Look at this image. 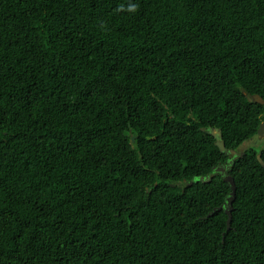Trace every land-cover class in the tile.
Wrapping results in <instances>:
<instances>
[{
	"label": "trees",
	"instance_id": "trees-1",
	"mask_svg": "<svg viewBox=\"0 0 264 264\" xmlns=\"http://www.w3.org/2000/svg\"><path fill=\"white\" fill-rule=\"evenodd\" d=\"M262 122L264 0H0V264H264Z\"/></svg>",
	"mask_w": 264,
	"mask_h": 264
},
{
	"label": "water",
	"instance_id": "water-1",
	"mask_svg": "<svg viewBox=\"0 0 264 264\" xmlns=\"http://www.w3.org/2000/svg\"><path fill=\"white\" fill-rule=\"evenodd\" d=\"M253 100L256 101L257 103L263 104L261 99L258 97L253 98ZM210 134L215 139V147L219 150L220 153L228 154L230 156H235V154H236L235 151H233V150L227 151L226 150L224 142H223L221 134H220V131L218 129H214V130L210 131ZM263 136H264V122H262L260 124L255 136L252 138V141L257 142V141L261 140L263 138ZM257 160L260 163V165L264 168V163L262 162L260 156H257ZM231 164H232V161H229V165H231ZM229 165L226 168L218 167L215 170L216 172H219L222 175L223 181L226 184H228V186L230 187V190H231V192H230V194L227 197L226 202H225V206H226L225 213L228 216V221H227L228 226L230 223V206H231V203H232L234 196H235V184L233 182V179L226 174V169H228Z\"/></svg>",
	"mask_w": 264,
	"mask_h": 264
},
{
	"label": "rangeland",
	"instance_id": "rangeland-1",
	"mask_svg": "<svg viewBox=\"0 0 264 264\" xmlns=\"http://www.w3.org/2000/svg\"><path fill=\"white\" fill-rule=\"evenodd\" d=\"M263 142H264V138H263L262 140L257 141V142H249V143H247V144H245V145L243 146L242 150L245 149L247 146H253V147L256 148L255 150H257V149H258V145H259L260 143H263Z\"/></svg>",
	"mask_w": 264,
	"mask_h": 264
},
{
	"label": "flooded vegetation",
	"instance_id": "flooded-vegetation-1",
	"mask_svg": "<svg viewBox=\"0 0 264 264\" xmlns=\"http://www.w3.org/2000/svg\"><path fill=\"white\" fill-rule=\"evenodd\" d=\"M263 138H264V136H263ZM263 138H262V139H263ZM262 139H261V140H262Z\"/></svg>",
	"mask_w": 264,
	"mask_h": 264
},
{
	"label": "clouds",
	"instance_id": "clouds-1",
	"mask_svg": "<svg viewBox=\"0 0 264 264\" xmlns=\"http://www.w3.org/2000/svg\"><path fill=\"white\" fill-rule=\"evenodd\" d=\"M235 156H236V154H235Z\"/></svg>",
	"mask_w": 264,
	"mask_h": 264
}]
</instances>
